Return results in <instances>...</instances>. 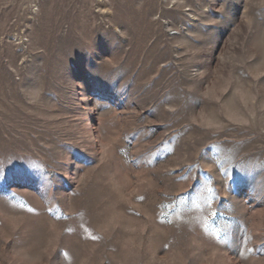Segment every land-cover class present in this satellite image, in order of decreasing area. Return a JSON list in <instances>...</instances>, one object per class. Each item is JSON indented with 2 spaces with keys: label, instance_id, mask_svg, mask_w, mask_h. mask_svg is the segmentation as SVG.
<instances>
[{
  "label": "rangeland",
  "instance_id": "obj_1",
  "mask_svg": "<svg viewBox=\"0 0 264 264\" xmlns=\"http://www.w3.org/2000/svg\"><path fill=\"white\" fill-rule=\"evenodd\" d=\"M0 264H264V0H0Z\"/></svg>",
  "mask_w": 264,
  "mask_h": 264
}]
</instances>
